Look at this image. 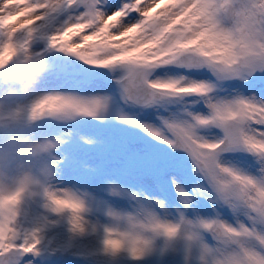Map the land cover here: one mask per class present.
I'll use <instances>...</instances> for the list:
<instances>
[{
    "label": "snow or ice",
    "instance_id": "snow-or-ice-1",
    "mask_svg": "<svg viewBox=\"0 0 264 264\" xmlns=\"http://www.w3.org/2000/svg\"><path fill=\"white\" fill-rule=\"evenodd\" d=\"M21 29L51 53L63 85L34 116L102 121L116 105L139 130L118 144L138 189L108 190L135 213L109 207L105 255L141 261L163 236L186 240V259L195 248L199 264H264V0H0V56ZM49 198L74 232L88 231L89 193L52 183ZM17 243L32 254L41 239Z\"/></svg>",
    "mask_w": 264,
    "mask_h": 264
},
{
    "label": "rangeland",
    "instance_id": "rangeland-1",
    "mask_svg": "<svg viewBox=\"0 0 264 264\" xmlns=\"http://www.w3.org/2000/svg\"><path fill=\"white\" fill-rule=\"evenodd\" d=\"M47 80L40 89L41 93L63 90L61 81L53 84L47 83ZM124 110L138 119L143 118V114H138L139 110ZM116 111L117 106L114 105L112 112L102 121L77 117L72 120L46 118L41 122L45 133L39 136H63L66 141L55 153L52 183L60 187L78 188L89 193L91 199L88 205L90 211L83 213L89 222L88 231L83 234L72 230L70 213L58 215L44 201L34 204L32 217L25 221L29 227L33 222H39L42 230L39 257L29 254L33 257V264H199L198 250L195 248L191 259H186L188 242L183 238L168 244L166 237H157L155 251L141 261H132L126 252H121L117 257L104 254V230L113 223L107 215L109 207L135 213V202L130 198L109 194L110 183L132 184L137 189L141 183V177L128 171L127 155L118 148L123 137L138 135L139 130L119 123ZM128 151L133 149L129 148ZM143 183H149V179L143 177ZM93 225L97 229L95 232L91 230Z\"/></svg>",
    "mask_w": 264,
    "mask_h": 264
},
{
    "label": "clouds",
    "instance_id": "clouds-1",
    "mask_svg": "<svg viewBox=\"0 0 264 264\" xmlns=\"http://www.w3.org/2000/svg\"><path fill=\"white\" fill-rule=\"evenodd\" d=\"M26 35L21 29L11 40L14 45L11 54L0 56V224L5 226L0 230V236L4 237L0 264H25L23 257L29 253L17 241L30 244L37 237L42 238L39 222H33L31 227L25 223L32 217L38 201H44L58 215L69 213L56 211L49 198L55 153L66 142L65 138L41 137L36 132L44 119L65 120V117L60 112L33 114L45 95L40 91L43 83L56 69L51 53L38 48L35 42L26 41ZM8 43L5 31L0 52ZM32 254L39 257L40 249Z\"/></svg>",
    "mask_w": 264,
    "mask_h": 264
},
{
    "label": "bare ground",
    "instance_id": "bare-ground-1",
    "mask_svg": "<svg viewBox=\"0 0 264 264\" xmlns=\"http://www.w3.org/2000/svg\"><path fill=\"white\" fill-rule=\"evenodd\" d=\"M59 81L55 76H51L50 79L47 80V83L59 84Z\"/></svg>",
    "mask_w": 264,
    "mask_h": 264
},
{
    "label": "water",
    "instance_id": "water-1",
    "mask_svg": "<svg viewBox=\"0 0 264 264\" xmlns=\"http://www.w3.org/2000/svg\"><path fill=\"white\" fill-rule=\"evenodd\" d=\"M119 123H122L121 121L117 120Z\"/></svg>",
    "mask_w": 264,
    "mask_h": 264
}]
</instances>
